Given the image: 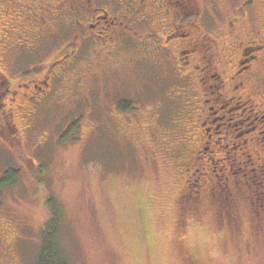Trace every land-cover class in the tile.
Masks as SVG:
<instances>
[{"label": "rangeland", "instance_id": "rangeland-1", "mask_svg": "<svg viewBox=\"0 0 264 264\" xmlns=\"http://www.w3.org/2000/svg\"><path fill=\"white\" fill-rule=\"evenodd\" d=\"M31 1L35 3L22 0L25 7ZM230 1L215 0L218 18L233 10L236 0ZM60 3L49 0L47 7L57 8ZM20 4V0L13 6L9 0H0V16L7 15L0 20V70L7 78L0 74V177L10 169L17 173L16 180L0 190V264H36L42 229L50 217L48 194L55 195L60 203L63 218L59 242L70 264H264L260 195L235 193L239 223L226 222L220 214L221 200L213 195L204 200L201 212L186 218L180 227L177 222L183 203L181 200L175 205L180 188L175 164L186 149L171 152L175 153L173 158L159 151L176 149L179 134L172 128L171 139L161 148L146 135L139 138L133 126L124 131L120 120L110 116L115 99L129 98L131 104L138 105L146 98L165 103L171 98L173 69L159 60H166L168 55L158 51L161 56L155 61V49L148 43L140 47L137 40L121 47L115 43V55L91 43L90 50L102 51L78 55L80 62L76 65L81 69L62 70L63 78L54 80L52 92L36 106L30 95H22L27 90L25 85L43 71H54L60 60L57 52L61 41L51 42L56 47L46 55L18 56L22 47L19 37L13 36L16 29L26 33L22 39L26 45L35 44L32 21L12 20L21 14ZM137 30L145 28L139 24ZM217 38L222 60L226 41ZM105 44L104 40L102 46ZM259 65L260 76L264 77V59ZM83 72L86 75L80 77ZM85 80L87 84H83ZM7 87L15 92L4 95ZM154 91L162 94L151 98ZM244 113L240 109L220 111L217 116L226 118L216 120L214 126L224 122L223 130L239 132V120H243L242 128L252 123ZM229 117L230 126L226 125ZM167 118L164 113L163 119ZM188 119L186 115L180 120L184 129ZM132 122L134 125V118ZM209 135L211 140L222 136L213 129ZM233 142L238 145L240 140ZM228 154L235 156L234 152Z\"/></svg>", "mask_w": 264, "mask_h": 264}, {"label": "flooded vegetation", "instance_id": "flooded-vegetation-1", "mask_svg": "<svg viewBox=\"0 0 264 264\" xmlns=\"http://www.w3.org/2000/svg\"><path fill=\"white\" fill-rule=\"evenodd\" d=\"M60 1V7L50 9L47 7L49 0H37V3L35 0L33 4L31 1L29 7H25L20 0L21 14L12 19L20 22V19L29 20L35 26L31 31V38L35 40L32 45L25 44L22 39L26 33L14 26L17 32L13 36L19 37L16 40L22 47L18 49V56H21L20 53L46 55L56 47L51 42L61 41L57 67L50 74L43 71L41 76L30 79L29 86L25 85L30 94L26 90L22 95H30L36 106L44 102L52 92L54 80L63 78L62 70L81 69V65H76L80 62L77 58L95 50H90L91 43L105 47L107 53L113 52L114 55L117 53L113 46L115 43H120L117 46L121 47L137 40V45L143 48L148 43L151 49H155V61L161 56L160 53H166V57L168 55L166 60H159L165 61L173 69L172 81L175 80V86L173 84L170 94L179 113L176 117L163 119V104L158 100L148 101L146 98L134 105L127 98L114 100L110 116L120 120L124 131L133 126L139 138L146 135L149 141L161 148H164V142L171 139L172 128L179 134L180 145L176 149L159 150L171 154L173 158L175 153L171 152L183 147L186 149L183 158L175 164L177 182L180 184L176 198L179 197L183 203L178 225L183 227L186 218L201 212L204 200L213 195L221 200L220 214L226 222L239 223L241 215L237 212L239 203L235 198L236 192L260 195L262 209L258 211L264 215V77L258 71L259 63L264 59V0H236L230 13L223 12L224 20L218 18L215 0ZM10 2L13 6L15 0ZM162 12L166 16H162ZM2 17L0 20L7 19V15ZM139 24L144 26V31L137 30ZM216 37L226 41L221 49L222 56L226 55L222 60ZM141 38H146V41H141ZM104 40L106 44L102 46ZM95 51L99 53L102 50ZM229 63H232L231 69L228 68ZM0 74L7 79L1 70ZM85 75L83 72L80 77ZM83 84H87V81ZM198 87L202 88L201 94ZM10 92L15 91L7 87L2 93ZM153 94L155 96L151 98L162 93L154 91ZM233 102L236 105L224 110ZM234 109L245 112L243 115L247 114L246 118L251 117L249 127L242 128L243 120L237 122L239 132L223 130L224 122L214 126L216 120L226 118L224 115L217 116L220 111L230 113ZM30 111L33 112V109ZM186 115L189 119L184 129L180 120ZM143 117L149 118L150 122ZM231 119H227L226 125H231ZM11 124L15 129L14 122ZM163 124L167 129L162 128ZM211 129L218 134L221 132L223 137L220 141L210 139ZM238 139L239 144L234 145L233 141L237 142ZM152 145L149 146L152 148ZM229 151L234 152L235 156L229 155ZM259 224H264V217H259Z\"/></svg>", "mask_w": 264, "mask_h": 264}, {"label": "trees", "instance_id": "trees-1", "mask_svg": "<svg viewBox=\"0 0 264 264\" xmlns=\"http://www.w3.org/2000/svg\"><path fill=\"white\" fill-rule=\"evenodd\" d=\"M159 103L163 104L161 112L166 113L169 119L176 117L179 113V111L176 109V105L174 106L171 98H168L166 103L163 100H159ZM176 175H174L173 177H176ZM16 177L17 173L15 172V170L10 169L6 171L0 177V190L3 188V186L13 183L16 180ZM177 181H179L178 175L176 183L180 187V184ZM179 191L180 188L178 190V193ZM179 203L180 198H175L176 207L179 205ZM46 204L50 211V217L48 221L44 224L42 229L41 243L36 264H70L59 242V234L63 218L60 203L58 202L55 195L48 194V196H46Z\"/></svg>", "mask_w": 264, "mask_h": 264}]
</instances>
